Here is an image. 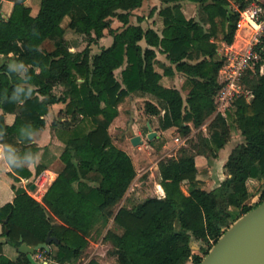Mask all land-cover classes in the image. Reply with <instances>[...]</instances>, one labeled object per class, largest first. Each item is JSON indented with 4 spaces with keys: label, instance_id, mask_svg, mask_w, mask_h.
<instances>
[{
    "label": "trees",
    "instance_id": "obj_1",
    "mask_svg": "<svg viewBox=\"0 0 264 264\" xmlns=\"http://www.w3.org/2000/svg\"><path fill=\"white\" fill-rule=\"evenodd\" d=\"M12 1L6 15L0 0V143L6 159L16 163L8 172L11 187L42 170L28 167L37 150L32 136L57 103L64 106L51 125L61 131L64 147L55 161L57 176L41 202L16 188L12 201L0 205V264H32L22 252L15 259L4 255V242L15 248L22 242L36 245L48 235L54 238L48 242L50 251L43 250V264H102L94 257L82 262L92 234L110 242L117 264H198L208 249L194 246L195 241L210 247L264 199V49L241 78L247 94L237 97L224 115L214 114L221 47L233 41L239 17L230 4L241 9L252 0H160V31L130 23L143 0H40L35 14L25 0ZM182 1L195 4L196 15L185 17ZM114 18L121 27L112 26ZM136 18L141 22L144 15ZM68 32L83 36L85 46L70 50ZM105 33L111 43L92 53L91 46ZM157 52L169 63H160ZM10 58L17 67L6 61ZM175 73L185 77V94L170 83ZM56 86L62 87L58 94ZM146 95L145 112L153 117L164 110L161 128L176 127L189 145L158 161L159 196L125 198L117 209L136 170L108 129L124 97ZM231 107L242 140L227 155L225 178L206 189L197 178V157H217L229 142ZM5 113H14L11 124ZM204 124L208 135L201 129ZM193 128L198 131L191 136ZM251 181L259 182L256 202L251 201ZM111 218L121 231L107 227Z\"/></svg>",
    "mask_w": 264,
    "mask_h": 264
},
{
    "label": "rangeland",
    "instance_id": "obj_2",
    "mask_svg": "<svg viewBox=\"0 0 264 264\" xmlns=\"http://www.w3.org/2000/svg\"><path fill=\"white\" fill-rule=\"evenodd\" d=\"M13 3L12 0H3L1 9L3 11L8 12V5ZM37 2V4H36ZM27 5L32 7V14L37 11L39 7L40 0H25ZM231 9L235 10V5L230 4ZM149 5L144 3V5L137 9L136 12L134 11L133 14L130 16V23H140L144 28L149 26L151 23V17H147L143 19L141 22L137 21V15L143 14L147 15L149 12ZM197 9V8H196ZM147 13V14H146ZM153 15V14H152ZM151 15V16H152ZM150 16V15H149ZM158 18V16H156ZM157 18H152V22L156 24L158 22ZM118 25L117 28L121 27V22L114 19V24ZM67 41L70 47L75 50L82 49L86 42L83 36L76 35L74 33L68 32L66 34ZM104 39L100 38L96 44L91 46V52L95 53L98 52L102 47L109 45L112 41V36L105 34L103 36ZM143 43V41H141ZM50 45V42L47 44ZM4 60V57L0 56V61ZM6 61L13 67H17L16 62L13 59H6ZM264 70V65L262 67ZM115 75L119 78V69L115 71ZM171 80H175V77H171ZM177 80V78H176ZM184 83V79L179 81V87ZM62 87L56 86L54 88L55 93H60ZM145 101L144 97H140V99H133V97L126 96L123 100L119 103V114L109 126V133L117 146L121 149H125L126 153L131 157L132 162L134 164L136 175L133 181L128 188L125 197L121 200L118 204L117 209L126 201L125 198H130L134 201H142L148 197H154L158 195V180H159V173L157 168L158 161L166 156L175 155L182 145H189L186 140L184 144L176 141L175 137L179 136L180 138H187L182 136L179 130L176 127L170 126L166 129L161 128V119L164 113V110H161L159 114L153 116L151 118V130L155 131L156 134L154 137L149 139L147 137L148 132V125L145 123L147 120L150 121L149 115L145 112ZM59 104V108L64 106V104ZM58 108V109H59ZM232 112L227 117L228 123L231 126V136L230 140L223 149H219L217 157H206L204 155H198L197 157V178L200 182L202 187L206 189L216 187L223 178H225V169H224V162L226 154L232 149L234 145H236L239 141L242 140V135L240 134L239 129L233 118V107H231ZM54 118V117H53ZM139 120L140 125L137 130L139 131L142 142L137 145H133L131 140L128 139L129 136H132L133 133H129L128 129L130 128L131 124L135 121ZM211 117H209L206 121V124L209 123ZM204 124L202 126V130L205 134H209L207 129V125ZM198 131V128H193L191 136ZM54 134L58 139H62L61 131L56 130ZM62 141V140H61ZM63 142V141H62ZM90 177L95 176V174H89ZM31 181L30 178H28ZM259 185L258 181H251L249 183V188L252 192H254L251 201L256 202L259 200V192L256 190ZM182 190L187 193V184L185 182L181 185ZM116 209V210H117ZM176 227H178V223H175ZM108 228H115L117 231H121L115 224L113 223V218L110 219ZM194 246L198 247L201 246L204 249H208V245L202 243L200 241H195ZM208 246V247H207ZM112 245L110 242L103 240V235L100 237L90 236L89 243L85 249L84 255L82 257V262L87 261L89 258H96L102 264H117L116 256L111 253ZM185 264H193L191 261H187Z\"/></svg>",
    "mask_w": 264,
    "mask_h": 264
},
{
    "label": "crops",
    "instance_id": "obj_3",
    "mask_svg": "<svg viewBox=\"0 0 264 264\" xmlns=\"http://www.w3.org/2000/svg\"><path fill=\"white\" fill-rule=\"evenodd\" d=\"M144 3L149 5V7H148L149 9H151L153 6H156V9L152 13L153 15L149 14V12H148V14L146 13L147 15H144V19L147 18V17H151V23H150L149 26L153 27L157 31H160V29L162 27V19L158 15L157 11H158V9L161 6V1L160 0H143L141 7L144 5ZM12 4L13 3H11V5H8V7H7L8 12L7 11H3L4 14H6V15L9 14V12L11 11V8H12ZM36 4H37V2H36ZM181 5L182 6L180 8V11L182 12V14L185 17L196 15L197 9H196V5L195 4H193L191 2H188V1H182ZM156 16H158L159 19ZM152 18L153 19L157 18L158 22H156V24H155V22L153 23L152 22V20H153ZM114 19L112 21V26L113 27H118V25H113L114 24ZM134 24H136V23H134ZM101 38L104 39L103 37H101ZM244 42H245V33H244V31L239 30V32L236 34V36L234 34V39H233V41L230 44H222L221 50H223L224 48L228 47L229 45H232V47H235V48H240V47H242L244 45ZM48 43L49 42L46 41L45 45L48 46V47H51L50 45H47ZM141 44L144 45V42L143 43L141 42ZM69 49L74 51L71 47H69ZM156 58L160 61V63H163V64H168L169 63L168 60L165 57V54H163V53L157 52ZM172 77H175V80L173 81V80L170 79V83L172 85H175L179 89H181L182 93L185 94L186 90L181 88L182 85H181V87H179L180 86L179 85V81L183 80V79L185 80V77L182 74H179V73H175ZM176 78H177V80H176ZM149 97H150L149 95L144 96L145 99H148ZM133 99L137 100V99H140V97H138V96L137 97H133ZM58 108H59V104H53L52 106L49 107V110H48L47 114L44 116V118H45L44 127H42L41 129H39L37 132H35L33 134L31 142H33L36 145V147H37L36 149L37 150L34 152V155L29 158V162H28V167L30 168L31 171H34L35 167L38 166V165L43 167L42 170L51 171L52 175H53V180L57 176V171L54 170L55 166H56V162L55 161H56L57 157L60 155V153H61V151H62V149L64 147V143L60 139H58L56 137V135L54 134L55 128H53L52 125H51V123H52V121L54 119L53 117L57 116V113H58V110H59ZM118 109H119V107H118ZM0 113H1V110H0ZM14 116H15L14 113H5L4 114L5 122L7 124H11L13 122V120H14ZM151 118H153V117H151ZM151 118L149 116L150 121L147 120L145 122L146 124L149 123L150 126L152 124ZM139 123H140V121L137 120V121H135V122H133L131 124L130 128L128 129L130 134L133 133V135H140L139 131L137 130V128H139V125H140ZM132 136H129L128 139L130 140ZM113 143L115 144L114 141H113ZM3 147H4V145H2L0 143V205H3L6 202H11L12 201V199L14 198V196L16 194L15 193V189L16 188L24 190L28 194H29V192L35 191L34 184L31 181H29L27 177H25V178L24 177H20V180L14 182V184L16 185L15 189H13L11 187L13 180L8 175V172L12 171L13 166L16 163H14L13 165L10 164L9 160H7L6 157H5V154H4V151H3ZM123 150H125V149H123ZM229 152H228V154H229ZM228 154H226L225 159L227 158ZM210 189H212V188H210ZM42 197L38 198L39 199L38 201L41 202L42 201ZM229 209L231 211H235V208L233 206H230ZM1 231H2V226L0 224V233H1ZM0 239L3 241L4 237H0ZM2 253L4 255H6L7 257H9L10 259H15L18 256L19 252H18L17 248L12 246L11 244H9L7 242H4L2 244Z\"/></svg>",
    "mask_w": 264,
    "mask_h": 264
},
{
    "label": "built area",
    "instance_id": "obj_4",
    "mask_svg": "<svg viewBox=\"0 0 264 264\" xmlns=\"http://www.w3.org/2000/svg\"><path fill=\"white\" fill-rule=\"evenodd\" d=\"M230 1L233 2V0ZM233 5L239 12L235 36L239 30L244 31L245 42L240 48L229 45L222 50L224 61L219 70L221 85L214 97V114L224 115L237 97L247 94V90L241 83V78L246 69L259 58V49H264V0H252L241 9H238L237 4L233 3ZM175 140L184 144L186 139L176 136ZM52 181V172L41 170L31 179L35 191L29 192V195L39 200L38 198L43 196ZM157 196H159V191ZM33 256L38 261L46 262L43 250L36 251Z\"/></svg>",
    "mask_w": 264,
    "mask_h": 264
},
{
    "label": "water",
    "instance_id": "obj_5",
    "mask_svg": "<svg viewBox=\"0 0 264 264\" xmlns=\"http://www.w3.org/2000/svg\"><path fill=\"white\" fill-rule=\"evenodd\" d=\"M147 137L151 139L156 132L148 123ZM133 145L140 144V135L131 137ZM53 236H47L46 241L36 245L22 242L18 252L25 253L32 264H43L34 258L36 251L49 252L48 242ZM198 264H264V199L236 218L228 228L211 245Z\"/></svg>",
    "mask_w": 264,
    "mask_h": 264
}]
</instances>
